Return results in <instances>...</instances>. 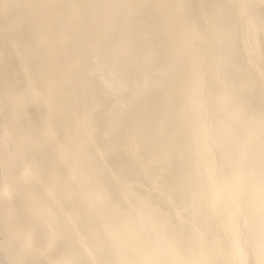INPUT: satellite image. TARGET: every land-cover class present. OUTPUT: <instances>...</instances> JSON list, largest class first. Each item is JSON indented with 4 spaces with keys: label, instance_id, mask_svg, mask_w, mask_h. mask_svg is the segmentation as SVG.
Wrapping results in <instances>:
<instances>
[{
    "label": "bare ground",
    "instance_id": "6f19581e",
    "mask_svg": "<svg viewBox=\"0 0 264 264\" xmlns=\"http://www.w3.org/2000/svg\"><path fill=\"white\" fill-rule=\"evenodd\" d=\"M0 264H264V0H0Z\"/></svg>",
    "mask_w": 264,
    "mask_h": 264
}]
</instances>
